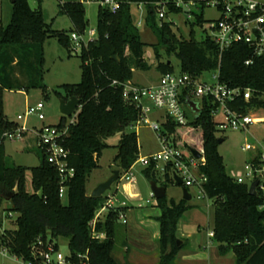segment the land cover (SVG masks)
<instances>
[{
    "label": "trees",
    "instance_id": "trees-1",
    "mask_svg": "<svg viewBox=\"0 0 264 264\" xmlns=\"http://www.w3.org/2000/svg\"><path fill=\"white\" fill-rule=\"evenodd\" d=\"M12 15L7 25L0 24V199L8 201V212H15L14 229H5L0 235V245L16 258L32 259L31 246L38 238L49 237L67 240V259L71 264H120L113 256L120 214L126 207L118 206L105 211L98 218L94 229L90 222L103 206L106 195L93 197L86 189L91 171L97 167L98 158L107 139L120 134L118 162L120 176L127 171L139 156L138 137L126 129L137 122L139 110L125 102L119 83L132 82L133 69L148 70L144 60L145 43L142 42L128 3L121 5L116 14L102 8L97 14V37L80 48L81 80L77 84H64L62 88L67 101L71 97L80 100L74 119L68 124L61 144L68 151L67 164L74 175L64 182L65 195L59 196L60 176L57 169L39 151L40 163L35 167L9 164L5 153V133L18 126L9 121L3 111L4 90L42 88L44 75V42L55 37L69 49L70 35L82 34L86 27L84 5L77 0H59V13L66 14L73 27L70 35L65 31L51 29L44 21L41 8L32 9L27 0H9ZM40 1V0H39ZM145 2V23L154 32L158 44L168 56L179 60L180 71L199 76L205 71L219 70V80L229 87L251 88L248 102L239 98L236 107L243 111L254 107L264 111V59L252 57L251 49L243 43L220 50L218 45L204 36L197 40L191 29L189 39L177 37L173 23L167 18L157 21L154 2L160 0H128ZM188 1V0H182ZM174 0L168 3V13L179 14ZM194 27L203 22V12L194 13ZM168 16V14H167ZM117 57L115 59L114 57ZM161 73L173 71L171 62H160ZM60 95L59 92H55ZM215 121L208 106L189 127H179L167 122L164 126L174 134L176 144L185 151L195 149L204 155L205 163L200 172L206 177L201 190L205 197L213 200V239L218 244V253L232 252L237 264H264V198L261 192L248 193L247 184L237 183L225 170L218 152V137ZM65 119L57 125L64 127ZM191 133L199 135L197 143L189 140ZM199 143V145H198ZM31 174L32 190L26 189V175ZM142 173L150 181L167 187L175 183L165 174V182L159 183L157 172L145 167ZM119 176V178H120ZM159 223V264H173L183 244L177 245V225L188 210L187 201H167L166 196L157 200ZM262 207V208H261ZM104 234L103 239L93 234ZM130 264V263H125Z\"/></svg>",
    "mask_w": 264,
    "mask_h": 264
},
{
    "label": "built area",
    "instance_id": "built-area-1",
    "mask_svg": "<svg viewBox=\"0 0 264 264\" xmlns=\"http://www.w3.org/2000/svg\"><path fill=\"white\" fill-rule=\"evenodd\" d=\"M81 4H96L100 8L116 14L121 5L128 3L130 6L135 5L138 12L137 25H139L146 15L145 2L134 3L128 0H77ZM171 0H160L154 2L156 7L157 21L159 24L165 18L172 21L169 17L174 15L168 13V3ZM173 5L182 11L187 7V19L195 21L194 8L203 11L205 8H212L219 13L214 21H209L210 37L222 51L233 44L243 43L251 49L252 57L245 61L246 65L253 63L254 58L264 59V0H174ZM145 13H144V10ZM167 14L169 16H167ZM173 23V22H172ZM202 27V23L198 25ZM83 34V33H82ZM82 34L73 32L70 39L79 49L93 41L91 38L85 41ZM91 37L96 34V29H90ZM76 48H74L75 50ZM217 75L212 76V81L202 79V74L194 76L181 71H168L161 73L156 83L151 85H140L133 82L119 83L112 81L113 85H120L122 99L133 104L139 110V118L132 126H147L157 132V139L160 145L158 151L138 156L135 162H139L143 168L152 167L154 171L165 177L168 174L175 182L176 175L182 182L183 188L192 185H198L200 188L206 177L200 172V166L204 165L205 158L201 153L200 158H196L191 150L181 149L175 142L174 134L165 129V124L169 121L179 127H189L196 121L197 114L192 110L190 102H194L202 111L204 106H208L212 119L215 121L217 132L231 131H248L249 127L256 126L258 118L256 114L261 109L254 107L247 108L246 111L236 107V101L241 98L248 102L252 95L251 88L229 87L219 80V70ZM151 107L164 112L162 121L149 118ZM43 104L37 103L33 107H28L23 115L17 114V120H25L30 116H36L39 120L44 119L42 112ZM73 121V120H72ZM71 121V122H72ZM70 122V123H71ZM64 127H43L36 132L38 146L46 155L47 160L57 169L60 176L59 196L65 195V184L74 175L73 167L67 164L68 151L61 144V140L66 133ZM24 125L17 126L12 132H6L5 138L21 139L27 133ZM254 142L245 143L241 149L245 152H252L247 163V172L241 174L236 172L232 177L237 183L250 185L257 181L256 192H264V136L257 138L251 133ZM131 169L124 172L119 180L126 183L135 182V175ZM108 192V191H107ZM153 196V193H151ZM114 193L106 194V201L103 206L96 212L90 226L94 229L96 220L101 214L109 209L122 206L115 205L117 199L113 198ZM262 208V207H261ZM120 220L126 223V217L120 214ZM96 238L103 239L104 234H93ZM209 237H213V231H209ZM3 250L7 251L1 246ZM8 253V252H7ZM9 254V253H8ZM32 259L24 261V264H71L67 259V254L63 255L59 251L57 241L49 237L38 238L31 246ZM14 257V256H13ZM16 258V257H15Z\"/></svg>",
    "mask_w": 264,
    "mask_h": 264
},
{
    "label": "rangeland",
    "instance_id": "rangeland-1",
    "mask_svg": "<svg viewBox=\"0 0 264 264\" xmlns=\"http://www.w3.org/2000/svg\"><path fill=\"white\" fill-rule=\"evenodd\" d=\"M65 1V0H63ZM67 1V0H66ZM28 5L32 9L38 8L42 10L45 23L53 30L65 31L70 35V29L73 25L66 14L59 13V0H27ZM100 7L96 4H84L85 18L87 21V27L82 34V38L88 41L91 38H96V34L93 37L90 36L89 30L96 29L97 26V14ZM144 10V9H143ZM187 7H183L179 14L168 15L173 22V31L177 37L183 39H189L191 29L194 30L195 39L200 40L204 36L209 35V21H214L218 18L219 13L212 8H205L203 12L202 27H192L190 25L193 22L191 19H187ZM196 13H201L200 9H192ZM145 13V10H144ZM12 15V6L9 0H0V24L7 25L10 22ZM131 15L134 22L137 25L138 12L135 5L131 6ZM140 38L145 43L144 47V60L149 64L148 70L133 69L132 82L141 85L154 84L161 72L157 68L158 60L156 56L160 57V62L170 61L174 72L180 71L179 60L176 56H168L162 46L158 44V39L154 32L146 25L145 20L137 25ZM44 51V75L42 88H31L27 91L24 90H4L3 91V111L4 115L9 121L17 123L19 126L24 125L27 130L28 139L22 137L21 139H5L4 147L9 164L22 165L26 167H35L40 163V148L38 146V139L36 132L43 127H53L59 125L63 119L65 124H69L73 119L72 116H63L59 111V101L61 97L65 96L62 85L64 84H77L81 80V60L79 57L80 49L70 39L68 52L62 44H60L55 37L48 38L43 45ZM74 48H76L74 50ZM217 70L205 71L202 74V79L205 81H212V76L217 75ZM59 92L60 95L55 92ZM43 104L42 112L44 119L39 120L36 116H30L25 120H17V114L23 115L28 107H33L37 103ZM164 112L156 110L151 107L149 118L156 120L159 123L162 121ZM258 118L256 126H250L248 131H231L217 132L218 138H223V141L218 144V152L222 157L223 164L226 173L230 177H234L236 172L244 174L247 172V163L253 153L245 152L241 149V146L247 140L249 143H253L254 139L251 133L257 138L264 136V111L259 110L256 114ZM128 132H135L138 137L139 156H145L154 153L159 150L160 145L157 139V132L153 131L147 126H130L126 129ZM26 134V133H25ZM199 135L195 136L191 133L189 140L197 143ZM120 138V134L116 133L107 139L108 147L104 148L101 156L98 158L97 167L94 168L86 182V189L89 193L99 183L106 180L113 170H118V162L114 161V158L118 152L117 144ZM27 141V144H26ZM199 145V143H198ZM27 146V147H26ZM132 171L135 175V182L141 191L142 199L133 202L134 205L142 204L143 206L150 207L156 203V199L152 196L150 190V180L142 173L143 167L139 162L132 163ZM131 167L127 170L129 171ZM120 171V170H119ZM125 171V172H127ZM121 173V172H120ZM124 173V172H123ZM158 182H165L163 175L157 172ZM159 185V184H158ZM166 199L168 201H177L182 192V186L175 183H167ZM115 183L112 185L114 188ZM26 189L32 190L31 187V174L26 175ZM191 195V199L187 201L188 210L183 214L177 225V233L179 236H183L188 240V246L182 249V252L196 250L195 241L197 238H206L209 247L215 246V240L207 237V232L212 229L213 226V212L214 204L213 200L207 198L202 193L201 188L198 185H192L187 188ZM111 193L113 189H110ZM109 192V191H108ZM106 192L104 195H106ZM122 190L118 189L113 198L117 199L115 205L118 206L122 202ZM264 198V192L262 193ZM106 201V200H105ZM10 207L8 201L0 199V235L5 229H14V220L17 216L15 212H8L7 208ZM106 212H103L100 218H104ZM128 227V224L123 225L119 222L117 226V235L122 234L123 230ZM121 237V235L119 236ZM116 239V245L121 242L120 238ZM57 244L59 251L66 255L68 254L67 240L64 238H57ZM191 244V245H190ZM191 246V248H190ZM182 248V247H181ZM197 252L202 249L197 248ZM208 256L201 260V262H186L180 264H237L234 256H229L217 261L214 260L209 248L207 249ZM151 263V262H150ZM148 263V264H150ZM0 264H24V261L19 258H15L3 250L0 245ZM179 264V263H178Z\"/></svg>",
    "mask_w": 264,
    "mask_h": 264
},
{
    "label": "crops",
    "instance_id": "crops-1",
    "mask_svg": "<svg viewBox=\"0 0 264 264\" xmlns=\"http://www.w3.org/2000/svg\"><path fill=\"white\" fill-rule=\"evenodd\" d=\"M24 137L26 139L30 138L28 137L27 133L24 135ZM156 184L158 185V183ZM120 188L122 190L121 203H123L122 206L126 207V210H124L123 213L126 217V223H123L121 220L120 222L123 225L128 224V227L123 230L122 234L119 233V235H117V238L121 235V237H119L121 239V242L118 246L115 243V247L113 250L114 258L120 264H125V263L148 264L150 262H151L150 264H159V246H158L159 223L157 221V217L160 215V210L157 207L158 199H156V203L150 207L143 206L142 204L134 205L133 202L143 200L141 191L138 188L136 182L126 183L123 182L122 180H118L117 182H115L114 188L112 187L113 189L112 192L116 194V192ZM165 189L167 191V187H165ZM181 199H183L182 192L180 198L177 201H175L174 199L171 201L178 203L181 201ZM177 231H176L177 238L182 241L183 246L178 251L173 264H178V263L180 264L186 262H197V263L201 262V260H203L208 256V252H207L208 248L215 261L229 256L230 257L234 256L232 252H228L225 255L219 254L217 249L218 244L215 242L216 244L215 246L209 247L206 238H202V239L197 238L194 245V247H196V250L195 251L191 250L187 252L183 251L182 254L180 255L182 249L188 246V240L183 236H179ZM208 233L209 231L207 232L208 239L212 238L209 237ZM197 248L199 250L202 249V251L197 252L198 251Z\"/></svg>",
    "mask_w": 264,
    "mask_h": 264
},
{
    "label": "water",
    "instance_id": "water-1",
    "mask_svg": "<svg viewBox=\"0 0 264 264\" xmlns=\"http://www.w3.org/2000/svg\"><path fill=\"white\" fill-rule=\"evenodd\" d=\"M114 58L117 59L116 56ZM167 64H170V61H168ZM79 104H80V100H78L76 97H71L67 101L61 99L59 101V111L63 116H72L76 111V108L79 106ZM189 104L198 117L202 113V111L196 106L194 102H190ZM222 141L223 138L218 139V143H221ZM191 151L196 158L201 157V153L199 151L195 149H192ZM119 176H120L119 170H113L111 175L106 180L99 183L96 187L93 188L90 195L93 197L103 196L107 191H109L112 188V185L119 180ZM174 179L176 184L181 185L182 181L176 175H174ZM256 185H257V181H254L250 185L248 189V193L250 195L257 194ZM150 189L155 199H161L166 195L165 187L161 185H157L154 181H150ZM182 198L186 201H189L191 199V195L186 188L182 189ZM176 242L178 246L182 244V241L180 239H177Z\"/></svg>",
    "mask_w": 264,
    "mask_h": 264
}]
</instances>
